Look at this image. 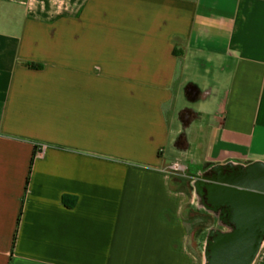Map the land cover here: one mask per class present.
Instances as JSON below:
<instances>
[{
	"label": "crops",
	"instance_id": "obj_1",
	"mask_svg": "<svg viewBox=\"0 0 264 264\" xmlns=\"http://www.w3.org/2000/svg\"><path fill=\"white\" fill-rule=\"evenodd\" d=\"M217 168L264 175V0H0V264H207Z\"/></svg>",
	"mask_w": 264,
	"mask_h": 264
},
{
	"label": "flooded vegetation",
	"instance_id": "obj_2",
	"mask_svg": "<svg viewBox=\"0 0 264 264\" xmlns=\"http://www.w3.org/2000/svg\"><path fill=\"white\" fill-rule=\"evenodd\" d=\"M240 173L217 168L204 175L205 183L195 184L199 204L206 210L197 235L203 236L207 264H251L264 248V198H251L256 203L244 205L238 198H220L214 193L215 189L234 191Z\"/></svg>",
	"mask_w": 264,
	"mask_h": 264
},
{
	"label": "water",
	"instance_id": "obj_3",
	"mask_svg": "<svg viewBox=\"0 0 264 264\" xmlns=\"http://www.w3.org/2000/svg\"><path fill=\"white\" fill-rule=\"evenodd\" d=\"M238 186L242 187V189L238 190H226V191H221V196L225 197L226 199H232V198H238V200L242 204L246 205H253L256 203L253 201L254 199L251 198H264L260 194V192H264V175L260 178L258 177H253L251 180L249 179L248 175H245L240 179L238 182ZM248 189V190H244ZM257 191V192H253ZM264 196V195H263Z\"/></svg>",
	"mask_w": 264,
	"mask_h": 264
},
{
	"label": "rangeland",
	"instance_id": "obj_4",
	"mask_svg": "<svg viewBox=\"0 0 264 264\" xmlns=\"http://www.w3.org/2000/svg\"><path fill=\"white\" fill-rule=\"evenodd\" d=\"M173 174V177H182V176H186L184 175L183 172H175V173H172ZM185 179H187L190 183H194L195 180H192V179H189L187 177H184ZM173 182L174 183H177L175 179H173ZM190 183L189 184H186V185H183V183L181 184H177V185H180L181 188L185 189V190H192L190 188ZM189 223H188V227L190 229V235H189V240L191 241L192 243V246H194L195 248H203L201 247L202 246V243L203 241L200 240V238H198V235L197 233L199 232V229L201 227V225L203 223H205V220L203 219V215H201L198 212H194L192 211L189 215ZM201 242V243H200ZM200 245V246H199Z\"/></svg>",
	"mask_w": 264,
	"mask_h": 264
},
{
	"label": "trees",
	"instance_id": "obj_5",
	"mask_svg": "<svg viewBox=\"0 0 264 264\" xmlns=\"http://www.w3.org/2000/svg\"><path fill=\"white\" fill-rule=\"evenodd\" d=\"M29 67L32 68V69H41L42 68V66H40V65H34V64H30ZM173 179L176 180L177 184L183 183V185H186V184H189L190 183L184 177H177L176 176V177H173ZM29 180H30V177H28L27 184L29 183Z\"/></svg>",
	"mask_w": 264,
	"mask_h": 264
},
{
	"label": "built area",
	"instance_id": "obj_6",
	"mask_svg": "<svg viewBox=\"0 0 264 264\" xmlns=\"http://www.w3.org/2000/svg\"><path fill=\"white\" fill-rule=\"evenodd\" d=\"M38 149L40 151H45L46 150V146H38ZM170 172L171 173H175V172H184V168L179 165V164H174L171 168H170Z\"/></svg>",
	"mask_w": 264,
	"mask_h": 264
}]
</instances>
